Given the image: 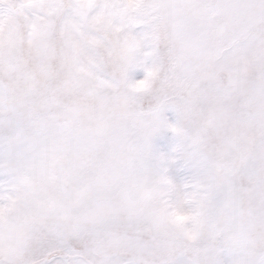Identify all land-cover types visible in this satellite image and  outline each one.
Here are the masks:
<instances>
[{"label": "snow or ice", "instance_id": "snow-or-ice-1", "mask_svg": "<svg viewBox=\"0 0 264 264\" xmlns=\"http://www.w3.org/2000/svg\"><path fill=\"white\" fill-rule=\"evenodd\" d=\"M0 264H264V0H0Z\"/></svg>", "mask_w": 264, "mask_h": 264}, {"label": "rangeland", "instance_id": "rangeland-1", "mask_svg": "<svg viewBox=\"0 0 264 264\" xmlns=\"http://www.w3.org/2000/svg\"><path fill=\"white\" fill-rule=\"evenodd\" d=\"M169 117L171 118V114H169Z\"/></svg>", "mask_w": 264, "mask_h": 264}]
</instances>
